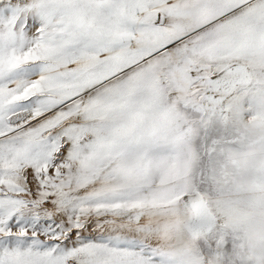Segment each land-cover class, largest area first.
<instances>
[{
    "label": "snow or ice",
    "instance_id": "1",
    "mask_svg": "<svg viewBox=\"0 0 264 264\" xmlns=\"http://www.w3.org/2000/svg\"><path fill=\"white\" fill-rule=\"evenodd\" d=\"M0 264H264V0H0Z\"/></svg>",
    "mask_w": 264,
    "mask_h": 264
}]
</instances>
